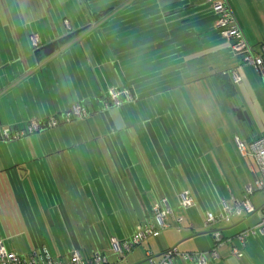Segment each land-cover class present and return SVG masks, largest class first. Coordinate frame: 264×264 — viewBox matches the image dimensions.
<instances>
[{"label": "crops", "instance_id": "1", "mask_svg": "<svg viewBox=\"0 0 264 264\" xmlns=\"http://www.w3.org/2000/svg\"><path fill=\"white\" fill-rule=\"evenodd\" d=\"M175 1L172 10L165 12L163 4L154 3L162 20L137 29L143 37L152 36L115 53H62V49L49 57L43 53H0V128L21 129L30 120L64 114L72 105L88 111L82 120L17 141L0 140V243L9 252L20 256L36 252L63 263L77 251L86 260L94 254L103 255L107 264H150L149 259L158 264L162 254L172 248L180 250L188 244L180 251L208 253L214 246L213 236L199 226L198 211L192 209L199 205L203 215L208 212L202 210L198 193L190 184L182 159L183 155L185 161L188 159L187 148L180 141L179 147L174 145L167 131L149 121L141 125V136L136 130L134 135L130 128L136 124H129L128 114L120 111L119 120L111 112L115 107L104 108L109 88L128 87L138 102L153 97L160 81L201 74L209 65L220 66L231 56L230 61L236 62L229 68H236L241 79L236 85L243 84L244 78L249 84L257 81L255 68L239 65L219 35L205 0ZM226 1L253 55L260 53L264 46V0ZM10 20L13 24V18ZM161 29L165 32L157 34ZM230 71L225 76L231 80ZM186 82L178 88L172 85V93L209 83L220 87L215 78L202 76ZM236 113L232 112L231 120ZM177 114L181 111L172 113V123L179 121ZM181 133L175 127L172 139ZM130 138L134 140L131 147ZM184 191L195 204L176 215L172 208L179 206L178 197ZM242 192L239 198L232 194L229 202L221 201L232 203ZM162 201L170 207L177 230L167 224L168 228L144 241L147 248L142 252L133 249L117 259L110 251V240L129 239L140 224L157 226L153 209ZM234 218L240 217L231 216L223 223L231 225ZM177 220H181L180 225ZM184 222L189 230H179ZM213 231L233 236L223 229ZM200 233L205 235L194 236ZM260 248L264 249V242L246 241L243 257L236 259L230 254L231 246H222L212 264H256ZM175 264H182V260L177 257Z\"/></svg>", "mask_w": 264, "mask_h": 264}, {"label": "rangeland", "instance_id": "2", "mask_svg": "<svg viewBox=\"0 0 264 264\" xmlns=\"http://www.w3.org/2000/svg\"><path fill=\"white\" fill-rule=\"evenodd\" d=\"M6 4L8 11L0 0V53H34L30 46L31 43L25 39L21 31L20 25H17L18 37L12 35V30L7 28L8 13L11 14L13 20L15 19V23L16 21L19 22V19L15 14L16 10L11 0H7ZM25 23L30 29L29 22L26 21ZM37 37L39 39L38 35ZM14 41H17L16 46L18 48ZM38 49L42 53L40 47ZM105 53L109 52L106 51ZM255 73L257 81H252L250 84L244 78L243 84L233 85L228 76L230 86H224L225 92L217 84L214 86L209 83L203 84L202 88L198 86L189 90L184 89L181 93L180 91L172 93V80L166 83L160 81L155 84L156 87L157 85L159 87L156 88L153 97L144 98L135 104L125 103L120 107L112 108L111 112L119 120L121 119L120 111L128 114L129 124H136L135 127L130 128L134 135V130H136L141 136L143 130L141 125L144 121H149L153 123L155 128L160 127L161 131H167L168 135H171V140L169 137L167 139L173 141L174 145L179 147L177 144L180 141L187 148L188 159L185 161L184 155H180L181 157L183 155L182 159L190 177V184L198 193L202 210L211 212L213 215H219L221 213V199L229 202L232 194L239 198L243 187L252 182L250 166L237 153L233 143V133L241 131V129L247 130L253 136L264 133V83H262L259 74ZM251 76L249 74L248 78ZM179 98L188 100V103L184 104L185 102ZM179 110L181 111V114H177L179 121L172 123V113L176 114V111L179 113ZM233 111L246 113L248 121L238 122L235 118L231 120L230 115ZM175 127L180 129L182 133L179 138L172 139V129ZM122 132L120 133L123 137ZM132 140L133 138H130V147ZM141 140L143 143L144 139L141 138ZM253 167L256 168L255 165ZM176 188L180 190L179 184L176 185ZM250 201L255 212L250 216L243 215L239 219L234 218L232 224L227 226L223 222H216L203 227L204 215L199 205L192 209L198 211V223L205 232L223 229L224 233H231L234 236V233L255 227L262 216L261 207L264 206V193L256 192L250 196ZM172 209L176 215L185 212L176 204L173 205ZM172 219V215H169L166 224H170L172 230H177ZM185 225L184 222L179 230H189ZM203 235L205 233H200L198 236ZM248 241L260 243L264 242V237L257 235L247 238ZM187 245L181 246L180 250H184ZM145 247L147 248V243L142 242L134 250L142 252ZM260 249L255 257L260 260L256 264H264L262 262L264 261V249ZM180 250L178 252L184 254ZM113 255L118 259L117 255ZM127 255L125 254L123 257ZM177 257H174V263ZM159 258L155 259L158 260Z\"/></svg>", "mask_w": 264, "mask_h": 264}, {"label": "built area", "instance_id": "3", "mask_svg": "<svg viewBox=\"0 0 264 264\" xmlns=\"http://www.w3.org/2000/svg\"><path fill=\"white\" fill-rule=\"evenodd\" d=\"M213 16L214 26L219 35L229 44L232 55L238 59L239 65H250L255 68L262 82H264V46L260 53L253 55V49L247 44L244 35L234 17L226 0H205ZM31 46L34 49L40 47L39 39L36 35L30 37ZM231 81L234 85L241 82L236 68L230 71ZM108 102L104 108L109 106L119 107L124 103H134L135 95L128 89L109 88L107 90ZM88 116V111L79 105H72L64 114L55 115L46 120H30L26 126L21 129L0 128L1 141H17L31 135L37 134L47 129H53L62 124L70 123L74 120H82ZM233 142L239 156L250 166L252 182L243 188L240 199H233L232 203L221 201V213L213 215L211 212H205L204 223L211 225L216 222H229L231 216L242 217L251 215L255 212L250 196L256 192L264 193V134L250 141H245L238 133L233 135ZM256 166V168L253 167ZM179 207L188 209L194 206V200L188 191H184L178 197ZM154 225H137L132 236L119 241L115 238L110 240V251L122 258L125 254L131 252L136 246L140 245L147 238L157 236L159 231L168 228L166 220L172 213L166 201L155 205ZM262 216L255 227L242 230L233 237L224 238L219 231H214V246L208 253H184L180 254L176 248L166 250L158 264H174V257L180 256L185 262H195L196 264H209L210 259L218 257V249L222 246H231L230 254L236 259L243 256V249L247 238L254 236L264 237V206L261 207ZM181 220H177L180 225ZM150 264H155L149 259ZM107 264V259L100 254H94L89 260L84 259L79 252L72 251L68 257L67 263L56 261L47 257H42L33 252L29 256H20L9 252L2 243H0V264Z\"/></svg>", "mask_w": 264, "mask_h": 264}, {"label": "trees", "instance_id": "4", "mask_svg": "<svg viewBox=\"0 0 264 264\" xmlns=\"http://www.w3.org/2000/svg\"><path fill=\"white\" fill-rule=\"evenodd\" d=\"M185 1L186 0H176L175 3H183ZM2 2L8 11V6L6 4L7 0H2ZM11 2L15 7V14L19 19V22L16 21V23L14 19L12 24V20H10L12 18L9 13L8 18L6 17L7 28L12 30V35L18 37L17 25H20L21 31L29 43L31 36H39L41 50L42 46L67 35H71V38L65 41L55 53H58L61 49L63 50L62 53H105L106 51L115 53L120 51L122 47L136 44L140 40L152 36V34L149 33L146 35L147 37H143L142 30L137 32V29H142L146 25L162 20L160 14H158L156 10L157 6L154 3L163 4L161 6L163 12L172 10V0H11ZM104 2L106 3L104 4ZM26 21L29 22L30 29L26 26ZM142 22L146 23L142 26H137V24ZM170 28H172V26ZM149 30H152V28L144 30V33ZM159 32L160 33L157 34L164 33L165 30L161 29ZM126 34L127 36H124ZM140 34L141 37L138 36ZM14 42L16 46L17 41ZM16 47L18 48V46ZM32 50L34 53H41L39 49H34L32 47ZM226 55L229 56L228 53ZM230 58L233 59L232 56L229 58L227 57L224 60L225 63L220 66L213 67V65H209V69L201 74H192L181 77L178 80H174L178 77L177 75L172 76V85L174 86V84H176V88L182 87L186 80H196V77L202 76L205 78H215L220 82V88L224 91L225 85L230 86L225 76L226 72L230 71L232 68H229V66H232L236 62L230 61ZM119 63L118 60V64ZM162 65H164V63H162ZM173 86L172 90H174ZM122 88L130 90L132 94L135 95L134 91L128 87L120 86L117 89ZM106 98L107 103V93ZM135 98L137 100L136 95ZM237 133L242 136L245 141H250L264 134L262 133L251 138L247 137L246 133L248 132L246 130L244 131L241 129V131H237ZM213 232L214 231L208 232V234L212 235ZM212 263L213 259H210L209 264ZM182 264L196 263L182 260Z\"/></svg>", "mask_w": 264, "mask_h": 264}, {"label": "water", "instance_id": "5", "mask_svg": "<svg viewBox=\"0 0 264 264\" xmlns=\"http://www.w3.org/2000/svg\"><path fill=\"white\" fill-rule=\"evenodd\" d=\"M71 38V35H67L61 39H58L52 43H49L47 45H44L42 47V53L45 57H49L50 55H52L53 53H55L60 46H62L64 44L65 41H68L69 39ZM235 118L237 120H240L241 122H244V121H248V117L246 115V113L244 112H241V111H238L236 114H235ZM200 235V234H198ZM198 235H194V236H198Z\"/></svg>", "mask_w": 264, "mask_h": 264}]
</instances>
